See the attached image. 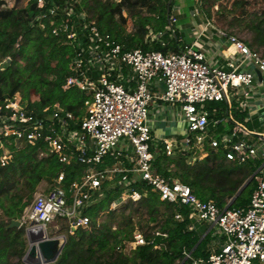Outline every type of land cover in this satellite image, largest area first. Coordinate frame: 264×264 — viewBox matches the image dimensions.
I'll return each instance as SVG.
<instances>
[{"label": "built area", "instance_id": "obj_1", "mask_svg": "<svg viewBox=\"0 0 264 264\" xmlns=\"http://www.w3.org/2000/svg\"><path fill=\"white\" fill-rule=\"evenodd\" d=\"M14 2L5 0L2 7H13ZM47 2L38 0L41 11L36 20L44 26L43 19L50 17L52 33L65 35L76 43L71 75L64 88H76L86 95L85 115L77 120L60 102L45 107L40 115L39 111L28 109L21 95L6 100L0 105V163L4 166L11 160V145L21 147L26 142L42 144L40 158L55 153L62 163L84 165L85 172L68 186L66 175L61 172L52 188L34 193L19 219L26 234L33 227H42L46 238H52L48 227H53L55 237L63 239L65 235H59L61 221L71 234L79 228H90L94 222L99 226L105 212L96 213L94 209L103 200L106 183L122 173L118 182L125 187L110 209L131 200L139 202L143 194L133 186L137 179L158 192L162 201L187 206L193 228L199 222H207L219 229L224 237L220 248L213 249L207 260L187 254L190 264H264V163L255 173L256 187L249 204L223 209L213 200H201L189 185L169 180L153 166L161 150L168 156L184 153L190 161L202 160L211 152L238 163L257 157L264 160V142L259 139V132L249 130L233 113V98L238 97L239 105L245 108L252 87L259 82L257 73L245 68L246 64L251 63L264 79L263 53L253 50L233 30L216 25L213 17L206 15L208 7L203 6L202 0H195L191 10L193 17L203 18L202 29L192 43L169 54L140 48L124 50V45L102 32L94 19L84 12L75 14L72 2L62 9L56 6L45 10ZM60 11L62 16L57 19ZM177 23L178 17L172 13L169 29L174 31ZM209 29L234 48L225 65H216L205 50L202 39ZM161 36L162 32L151 31L148 42ZM11 59L8 54L4 61ZM154 82L164 85L161 94L152 91ZM157 100L177 105L186 128L183 134L165 139L160 151L154 152L149 108ZM209 102L225 104L222 119L211 117L206 108ZM107 158L115 163L100 168ZM175 217L185 218L180 212ZM145 244L147 239L137 230L133 239L117 250L130 253Z\"/></svg>", "mask_w": 264, "mask_h": 264}, {"label": "trees", "instance_id": "obj_2", "mask_svg": "<svg viewBox=\"0 0 264 264\" xmlns=\"http://www.w3.org/2000/svg\"><path fill=\"white\" fill-rule=\"evenodd\" d=\"M69 1L75 14L86 10L87 17L94 19L102 32L111 34L123 44L124 50L140 48L169 54L180 52L185 46L176 30H169L159 39L148 42L151 31L165 32L169 25V0H48L43 9L56 6L62 9ZM218 1L202 0V3L207 6ZM4 3L5 0H0V105L22 94L28 109L37 110L40 115L45 107L60 102L80 121L86 111V95L76 88H64L71 75L76 43L65 35L55 36L50 17L43 19L44 26L36 20L41 11L38 0H15L13 7H2ZM175 5L172 0L170 15ZM124 12L132 19L133 32H127L124 27L127 24ZM58 15L57 19L62 12ZM235 25L252 30L251 40L247 42L253 50L262 48L264 55V13H254L244 19L234 17L230 26ZM8 54L12 59L4 61ZM206 108L211 111L212 118L224 117V103L209 102ZM9 148L11 160L4 166L0 163V264H27L23 260L29 248L25 227L8 226L12 220L22 217L41 180L49 181L51 185L47 189H50L59 173L64 172L68 186L84 174L85 166L62 163L55 153L40 158L44 150L42 144L23 142L21 147L11 145ZM114 163L112 158H107L100 168ZM261 164L262 161L255 159L246 163L229 161L216 152L202 160L190 161L184 153L168 156L161 150L153 160L157 172L171 181L189 185L198 198L213 200L221 209L249 204L256 187L255 179L232 204L230 202ZM122 175L118 173L106 183L103 200L94 209L96 213L105 212V219L99 226L94 222L90 228H79L71 234L66 223L61 221L59 232L67 240L58 259L49 264H182L187 254L197 259L209 258L208 245L212 236L207 233L203 238L201 230L190 228V209L162 201L158 192L140 180L136 179L133 184L143 194L139 202L131 200L117 209H110L125 187L118 182ZM178 212L185 216L183 220L176 219ZM137 230L144 234L147 244L130 253L118 251L117 247L131 241ZM190 262L188 258L184 264Z\"/></svg>", "mask_w": 264, "mask_h": 264}, {"label": "crops", "instance_id": "obj_3", "mask_svg": "<svg viewBox=\"0 0 264 264\" xmlns=\"http://www.w3.org/2000/svg\"><path fill=\"white\" fill-rule=\"evenodd\" d=\"M191 10L192 7H190V14ZM173 14L178 17V23L176 26L178 29L182 28L178 30L179 33H181L180 31L183 30L182 26H185L187 22L180 25L179 21L181 20L182 16H186V12L183 14L180 10V7L176 6ZM203 24V19L199 17L197 21L191 22L189 26L193 28V33L195 32L196 34L199 29H202ZM164 33H166V31L162 32V36ZM181 40L184 41V44H190L195 40V38L189 43L186 42L182 36ZM202 43L204 44L208 56L215 62L216 65H225L227 59H229L234 50L233 47L229 46L226 39L222 38L212 29L207 31V34L202 39ZM245 68L253 70L257 73V69L251 63H247ZM257 78L259 79V82L254 87H252L251 98L248 100V104L245 108H241L239 105L238 97L233 98V113L235 117L249 130L259 132L258 137L264 142V79H262V77L259 78L258 75ZM151 86L152 91L155 94H161L164 91V85L162 83L154 82L151 84ZM149 109V122L152 128L153 136L152 151L156 152L160 151L159 149H161L165 139L174 138L183 134L186 128V122L183 118L180 108L177 105L169 104L162 100H157L151 104ZM254 159L257 161H262V164L264 163V160L260 157ZM192 225L193 222L191 221L190 228H193ZM196 225V228L203 232V238L207 233H210L212 236V241L208 245V251L210 254L213 249H219L221 243L224 240V237L222 236L219 229L207 222H199Z\"/></svg>", "mask_w": 264, "mask_h": 264}, {"label": "rangeland", "instance_id": "obj_4", "mask_svg": "<svg viewBox=\"0 0 264 264\" xmlns=\"http://www.w3.org/2000/svg\"><path fill=\"white\" fill-rule=\"evenodd\" d=\"M175 7L179 6L180 10L184 14L186 12V16H182L181 20L179 21V24L182 25L183 23L185 26L183 27V30L180 31L181 36L185 39L186 42H192L193 39L197 36L195 35V32L193 33V28L190 27L191 22L197 21L198 18H194L190 14V7L194 6L195 2L194 0H175ZM216 5H218V8H216ZM208 9L207 14L210 17H213L216 25L226 27L229 30H233L234 33H237L240 37L244 38L246 41L251 40L252 37V30L247 27L241 28L240 26H230L231 21L234 17H239L244 19L250 18L254 13L262 15L264 13V0H219L214 5H207ZM83 12L88 15L86 10H83ZM124 16L127 17V24L124 26L127 32H133V22L130 18L129 14L127 12H124ZM202 18V17H201ZM203 19V18H202ZM170 26V25H169ZM167 26L165 31L168 32L171 28ZM185 27V28H184ZM182 28H177L176 24L174 25V30L178 31ZM173 31V30H172ZM174 32V31H173ZM172 32V35L174 33ZM263 53V49L261 48L258 50ZM2 65H0L1 67ZM22 96V94H20ZM51 183L47 180H41L37 187V191L41 189H47L49 188ZM48 233L51 237H55V229L53 227H48ZM58 235V234H57ZM64 235V234H59Z\"/></svg>", "mask_w": 264, "mask_h": 264}, {"label": "water", "instance_id": "obj_5", "mask_svg": "<svg viewBox=\"0 0 264 264\" xmlns=\"http://www.w3.org/2000/svg\"><path fill=\"white\" fill-rule=\"evenodd\" d=\"M171 3L172 0H169L168 19L170 18ZM257 75L259 78L262 77V73L259 70H257ZM254 177L255 173L239 189L230 204L235 201V199L243 192V190L254 179ZM31 224L34 225L35 222H32ZM8 227H21V221L19 219H14L11 221ZM27 238L29 242V248L23 258L24 262H26L27 264H49L55 262L60 256L67 240L66 236H63V239L59 237L46 238L45 231L42 227H33L32 229L27 231ZM185 261L186 259H184L182 264H184Z\"/></svg>", "mask_w": 264, "mask_h": 264}]
</instances>
